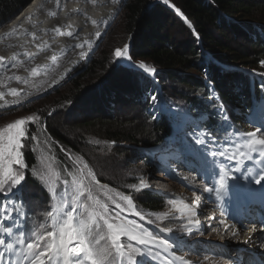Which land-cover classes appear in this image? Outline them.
<instances>
[{"label":"trees","instance_id":"1","mask_svg":"<svg viewBox=\"0 0 264 264\" xmlns=\"http://www.w3.org/2000/svg\"><path fill=\"white\" fill-rule=\"evenodd\" d=\"M31 1L0 0V25L7 24ZM146 1L129 0L126 4L127 22L137 33L130 52L132 57H144L154 62L157 66L156 72L168 79V83L164 81L161 84L163 87L162 93L165 96L164 103L167 108H178L192 114H198L199 112L200 114H206L208 122L219 121L222 115L226 114L227 119L234 125L245 128L243 126L247 124V112L241 106L249 103V90L253 88L257 90V87L264 84V0H176V5L189 18L192 23V30L209 52L210 55L208 56H205L204 53L201 56L200 49L197 46L198 41L191 35L189 29L184 28L182 25L177 26L187 36L185 46L177 41L172 34L164 32L165 21H173L177 24L179 22L173 15L170 16V13L165 11L167 14H164V18L162 16L157 18L152 14L147 16L144 14L146 12ZM155 10L158 14V11L162 9L156 4ZM219 36L224 37L225 41L219 40ZM108 60V58L105 60V64L109 63ZM92 64L88 71L94 69L99 62L95 61ZM118 66L120 69L114 67V72L110 71L105 77L99 74L92 77L93 81L91 82L84 83L83 78L87 72L81 74L78 79L72 80L69 93L58 94L55 97L56 102H53L54 105L62 102V105L66 106L64 101L71 103L73 100L72 111L75 110V113L79 116L86 119L87 114L98 116L95 121H87V119L81 123L75 121V124L95 130L99 136L105 138H102L104 141L113 146V149L108 148L105 150V154L96 153L84 144L86 136L84 131H75V135L72 132L64 135V132L60 130L55 121L40 122L41 133L40 136L36 137V143H27L26 140L20 149L21 172L24 174V179L17 188L21 193V198L23 199L24 196L26 202L36 204L29 198L28 191L34 187L32 181L39 158H37L36 153H38V149L44 147V149L51 150L46 151V158L57 166L60 172L65 169L67 176L76 173L73 177L81 178L75 164L73 165L68 159L67 154L75 161L80 162L81 165L83 164L80 160L83 157H88L95 160L101 168L107 166L111 168L108 177L99 174V172L94 173L97 180L101 182L100 186L102 188H100L103 191L114 188L128 194L137 208L146 215L148 211L154 212L163 209L165 202L161 196L147 189L137 190V187H135L137 182L128 180L129 177L126 172L130 168L127 164V167H125L126 162L124 163L121 158L126 159L130 156V150L129 152L125 151L121 149L120 145L131 144L135 145V148L137 146L149 147L159 142L165 135L168 125L164 119L155 120L152 119L153 115H147V100L144 99V95L145 91L151 86L147 74L134 68L129 69ZM191 67L196 68L201 76L192 75V71L189 69ZM128 75H131L132 81L124 80L125 76ZM156 77L161 79L158 75ZM106 80L110 81V86L115 87L114 92H111V98H106V100L100 102L103 104L101 107H97L95 101L91 105L94 97L97 98L93 94L94 90L98 89L103 84L102 82ZM173 83L181 87L176 88ZM122 90L127 91L125 93L127 94L126 99L119 98L116 95L117 91ZM89 100H91V104ZM119 102L122 109L124 105L134 106L136 113L140 111L141 114H133L127 118L128 116L125 117L124 113H119L113 117L106 116L104 119H100V115H95L97 112L100 114L110 113L115 103L119 104ZM49 105H51L50 102H44L39 105L38 109L46 114ZM73 114L71 113V115ZM68 118L70 119V116ZM216 127L220 128V124H216ZM220 130H222L225 139L232 140V132L224 129ZM72 136L73 138L70 140ZM29 138L30 136L26 139ZM29 144L33 145L34 148ZM81 155H83L82 158ZM139 161L148 165L144 159ZM121 163L124 165H121ZM87 165L94 171L92 164ZM69 167H72L75 171L71 172ZM64 179L66 180V178ZM83 182H85L84 178ZM125 186L128 188L133 187V191ZM90 189L92 190V188ZM136 190L137 192H135ZM7 191L10 190L5 185L4 190H0V198L3 196L2 193ZM43 203L46 206L44 201ZM81 204L83 211L85 210L84 205L89 206L92 204L87 199V193L81 196ZM105 204L109 212L135 218L127 205V209L124 210L117 207L118 204L123 205L120 201H115V203L113 201L110 203L105 202ZM30 208L34 210L41 209L39 206H30ZM99 211H103V209L100 208ZM28 214L34 222L45 220L44 213L40 215L29 210ZM101 236L104 237L103 232L98 233L96 240H99L100 247L104 248L106 242L104 239H100Z\"/></svg>","mask_w":264,"mask_h":264},{"label":"rangeland","instance_id":"2","mask_svg":"<svg viewBox=\"0 0 264 264\" xmlns=\"http://www.w3.org/2000/svg\"><path fill=\"white\" fill-rule=\"evenodd\" d=\"M121 1L122 0H119L118 4L115 6L114 14L111 17L110 23L106 25L101 30V32L98 34V36L95 38L93 42V48L91 51L92 53L82 58L78 64L73 66L66 74H63L58 79H56V75L59 74L60 70L64 66L63 64H65V62L69 59V57L71 56L73 52H68L66 54L67 56L65 55L57 63L56 66H54L52 63L51 65L52 67H49L50 63L47 62V64L43 65L44 68L42 70H44L45 68L47 69H45L43 73L41 72L40 74H36L35 76H33L30 72H28L29 67H24L22 63L21 65L18 64L15 67L14 66L10 67L8 64L5 63L7 67L9 66V72L6 76L12 77L15 74L22 73V71L25 72V77L23 78V80H27L26 82L29 83L28 84V86L30 85L29 91L32 94V95L26 96L27 98H23L18 101H12V102L6 103L2 107H0V129L6 128L9 123H13L17 119L26 120V118L29 116L34 117L32 121L26 120V124L22 126L26 128L27 130L26 137L22 139L21 141L22 147L24 145V142H26V140H27V143H32V144L36 143L35 139L37 136H40V133H41V128L39 127L40 122L46 121L48 123L49 121H55L57 125L60 127V130L64 132V135L65 134L67 135L68 132L69 133L72 132V134L75 135L76 133L75 131L77 132L84 131L86 135L84 138V144L89 149H93L96 153L100 152V153L105 154L104 152L108 148L113 149V146H111L110 143L104 141L103 139L105 138L102 136H99L95 132V130H90L88 128L82 127V125L75 124V121H77L78 123H81L83 122V120H87V119H88L87 121H95L96 117L98 116L96 117L94 115L89 116L90 114H87L86 116L87 119L84 118L83 116H79V114L75 113L76 112L75 110L72 111L73 105H74L73 100L71 101V103H69V101H64L66 102L64 103V105L66 106H63L62 102L57 103L55 105L53 104V102H56L55 97L60 93H69L72 80L78 79V77L81 74H85V72L87 73L85 77L83 78L84 83L88 81L90 82L93 81L91 78L98 76V74L101 75L102 77L107 76L110 71L114 72L115 70L114 67H116V69H120L118 65H120L121 67L123 66L127 67L129 69L134 68L137 71L143 72L149 76L150 81H151V86L147 90V92L148 93L152 91L156 92V94L160 95V98H161L160 100L164 101L165 96H164V93H162L163 87L161 84L164 81L165 83H168V79L165 78V76L163 77L160 74H158V72H156L157 66H155L154 62H152L151 60L149 61L144 57H137V58L132 57L130 49L132 47L134 38L137 37V33H136V30L131 28V26L128 24L127 19H126V14H125L126 9L125 8L129 0H123V2ZM156 4H158L162 9L158 11V14H156V10H155ZM145 7H146V12H144V14H146L147 16H150L152 14L156 16L157 18H161V16L164 18L165 17L164 14L170 13V16L173 15V17H175L179 23L177 24L176 22H173V21L171 22L165 21L164 22L165 25L163 26L164 32L172 34V36H174L177 41L181 42V44L185 46L187 42V36H185L183 32L180 30V28L177 26L180 24L184 28L189 29V31L191 32V35L198 41L197 46L200 49L201 56H202V53H204L205 56L210 55L209 52L204 48L203 44L200 42L199 37H197L195 32L192 30V23L189 20V18H187L186 15L183 13L182 9L176 5V0H167V3H165V0H147L145 2ZM164 11L167 13H165ZM5 26L6 24L0 25V29H3ZM10 36L11 37L9 36L4 37L3 40L8 39L7 41H11L13 38L12 37L13 35H10ZM219 40H222L224 42L225 38L222 36H219ZM117 51H120L123 53V58L121 56H117L116 54ZM107 58L109 59L108 60L109 63L105 64V60ZM133 58L134 60H132ZM95 61H98L99 64H97L96 67H94V69L88 71L89 67L92 66L93 65L92 63ZM140 64H145L148 68L154 69L155 71L154 72L145 71V69H142L140 67ZM53 67L54 69H52ZM189 69L190 71H192L191 72L192 75L201 76V74L197 71L196 68L191 67ZM45 72L47 73L45 74ZM157 75L161 77V79L157 78L156 77ZM6 76H1L0 86L8 82L7 80H4V77ZM124 80L132 81L131 75L125 76ZM102 83L103 84H101V86H99L98 89L94 90L95 92L93 94L97 98L94 97L92 104H91V100H89L90 102L88 101L91 105H93V102L95 101L97 107H101L103 106V104L100 102L106 100V98H111L112 96L111 92H114L113 90L115 89V87H113V85L110 86V81L108 82L107 80ZM173 84L176 86V88L181 87L180 85H177L176 83H173ZM126 92L127 91L125 90H122L120 92L117 91L116 95L119 98L126 99L127 98V94H125ZM154 92L150 93L151 95H149L148 103L149 102L151 103L150 100L151 98H153V96L154 98L156 97ZM7 94H11V92ZM154 100L152 101L151 108L155 102H158L156 104L157 108H162L161 101L160 100L154 101ZM44 102H50L51 104L48 106L46 110L48 112L46 114H43V112L40 111V109H38L39 105ZM112 109L114 111L112 110L110 113L105 112V114H100L99 112H97L98 114L95 113V115H100V119H104L106 116L113 117L115 114H119V113L120 114L124 113L125 117L128 116L127 118L131 117L133 114L135 115L141 114L140 111L136 113V108L134 106L124 105L122 109L120 102L119 104L115 103ZM171 109L173 110L171 111L172 113H169V115L178 114L179 112L177 110L178 108H171ZM92 110H93V107H92ZM71 113H74L73 114L74 117L73 115H71ZM68 116H70V119L68 118ZM263 117H264V105L261 109H257L253 119H261ZM184 123L190 124V121L186 119ZM84 129H87V130H84ZM29 136L30 138L26 139ZM71 138H73V136L70 137V140ZM29 145L34 148L33 145L31 144ZM120 146H121V149L125 151L129 152L130 150L129 152L130 156L126 157V159L121 158V160H123L124 163L126 162L125 167H127L126 164L129 165L128 167L130 169L128 172H126L127 176L129 177L128 180L137 182L135 184V187H137L136 188L137 190L138 189L142 190L144 188V189L156 190L160 193H165L167 190H169V187H168L169 185L167 184V181H165L164 176L158 173L157 169L153 165L147 166L142 161L138 162V160H141L140 158L142 157L141 150L136 149L135 145H131V144H121ZM47 150L49 151L50 149H44L43 147V149H38V153H36L37 158L38 157L39 158L35 166L36 170H34V172L35 173L38 172V176L35 180L36 182L32 183V186L34 185V187L31 188L30 192H34L38 190L39 193L43 194L38 199V201L50 200L52 198L51 189L55 187L56 193L58 192V194L66 197V201H67L66 208L70 209L74 207L72 200H73L74 195L76 194L75 186L73 183L67 184L64 182V180L61 181L63 177L65 178L67 176V173H66L67 171L63 169V171L60 172L59 168H57V166H55L50 160H48V158H46ZM111 153H112V150H111ZM258 155H260V152H258ZM67 157L73 163V165L75 164L77 170L79 171V175H81V170H83V178L85 181L83 182L84 185L88 188H92L91 190L92 195L96 199H98L102 204H104V202L110 203L112 201H120L122 204L125 202L127 203V201L121 199V196H127L130 199L129 195H126L125 193H122L113 188H108L107 190L103 191L101 189L102 187L100 186L99 183H97L96 179L94 180L92 179V176H88V178L86 179V175H88L87 173L89 171H91V173L99 172V174L108 177L110 170H111V168H108V167L110 166H107L106 168H101V166H99L95 160L90 159L88 157L84 158L83 155H81V158L83 157L82 161L84 164L87 163L89 165L92 164L94 166V171H93V169H89V168L84 169V166L81 165L80 163H77V161H75L69 154H67ZM121 165H124V164L121 163ZM251 165H252V161L250 160L247 163V166L249 167ZM69 168L71 169V172L75 171L73 170L72 167H69ZM12 169L18 172L22 171L21 165H17V164H13ZM170 172L175 175L174 171L171 170ZM72 175H76V173ZM142 182L143 184L148 185V187L147 188L143 187ZM41 187H45L46 190L41 191L40 189ZM126 188L133 191V187L132 188L126 187ZM137 190L135 192H137ZM109 197H111V199ZM210 206H211V202H210ZM75 215H76V212H75ZM76 221L77 223L79 222L78 220ZM204 226L205 225H201L202 228H204ZM225 235L220 234L221 237L219 236L217 239L219 242H226L227 245L230 242L229 245L233 249L230 252L236 251V249L239 248V245L241 243H244L243 239L246 238V236L243 234L241 236L238 235L236 236L237 238H233L232 240L230 239L228 241V239L226 238L227 236ZM184 239H186L185 242L183 241H178V242H181L182 244H186L191 241L199 243L198 245L199 252L194 251V253L191 254V258L193 260L196 259L198 261L199 260L206 261V259L207 260L211 259L216 264H219V263L222 264V259L220 257L221 256L224 257L226 254L221 253V251L218 250L217 247L215 248V247L209 246L199 239H194V238H184ZM252 255H254V253ZM252 255L251 253H245L244 256L239 255V259L243 260L244 258L248 256H252ZM230 259L235 260L233 257H230ZM227 260L229 261V259ZM117 262L126 264L127 260L125 259L121 262L119 258H117L116 256H113L109 258L107 264H117Z\"/></svg>","mask_w":264,"mask_h":264},{"label":"snow or ice","instance_id":"3","mask_svg":"<svg viewBox=\"0 0 264 264\" xmlns=\"http://www.w3.org/2000/svg\"><path fill=\"white\" fill-rule=\"evenodd\" d=\"M167 3V0H165ZM93 23H96L93 21ZM72 35L71 32L68 33ZM79 46V45H78ZM117 56L123 58V53L117 51ZM0 59H3L0 57ZM142 69L148 72H154V69L148 68L145 64H140ZM33 72L36 69L32 70ZM19 79V77H16ZM15 92V90H12ZM33 116L26 118L28 121H32ZM25 119H17L13 123H9L6 128L0 129V190H4L5 185L8 189H16L24 179L23 173L14 171L12 169L13 164L21 165V141L27 135L26 128L22 127L26 124ZM227 120V117H225ZM249 139L245 141L243 145L237 148V152L230 155L229 159H234L236 155L246 156L248 152H264V139H258L256 133H249ZM242 149H247L243 151ZM220 155H224L223 152ZM88 165L84 164V169H87ZM88 176L92 175L89 171ZM71 175V174H70ZM223 176L221 177V184H223ZM264 179V177H262ZM259 183V181H257ZM73 184L75 186V195L72 203L74 207L65 210L67 207V201L65 200L64 206L57 208L55 204L51 206V210L47 211V217L51 218V230L41 231L45 228L44 224L37 226V230L31 231L30 236L26 239L18 240V243L25 244V249L21 253L24 260L28 261V264H107L110 257L115 255L122 262L127 260L129 264H143V261L137 259L140 255H146L142 253L141 249L133 247L132 245H125L121 243V237H127L129 240L136 241L140 245L149 246L159 244L164 248H171L172 245L167 240H158L157 237L151 236L148 233L138 232V226L133 223L115 222L116 218L109 220L100 212L96 211V207L103 209V213H107V206L102 204L96 199L91 189L86 187L83 183V170H81V178L77 179L73 177ZM143 184V182H142ZM143 187L147 188L148 185L143 184ZM210 191V189H205ZM87 193L88 201H91V208L88 205H84L87 212V219H80L76 222L75 212L81 205L79 204L80 196ZM56 192L52 190V199L55 200ZM111 199V197H109ZM122 200L127 201L128 205H132L131 199L127 196H121ZM199 197L196 198L198 202ZM115 203V201H113ZM195 203V202H194ZM119 208L120 205L118 204ZM183 209L188 212H192V209L187 205H183ZM6 211V209H5ZM181 211V209H177ZM140 215L139 212L135 213ZM167 215V214H165ZM97 217L104 221V224L108 230V239L110 240V246L104 248H98L99 240L94 241L93 226H97ZM194 221L189 220V223ZM198 223V221H196ZM165 231L171 232V228H165ZM188 231L189 229H185ZM11 233V229H6ZM235 234V233H234ZM100 239H104L103 236ZM30 241V242H26ZM5 241L0 240V244H4ZM75 243L76 246H73ZM7 247L10 249L11 244ZM82 254V255H81ZM155 257H153L154 259Z\"/></svg>","mask_w":264,"mask_h":264},{"label":"bare ground","instance_id":"4","mask_svg":"<svg viewBox=\"0 0 264 264\" xmlns=\"http://www.w3.org/2000/svg\"><path fill=\"white\" fill-rule=\"evenodd\" d=\"M118 2L119 0H32L3 29H0V56L3 58L0 59V78L8 74L9 66L15 67L18 64L21 65V63L24 67H29L28 72L35 76L47 69L42 70L43 65L47 62L50 63L49 67H52V63L56 66L68 52H73L63 64L64 66L59 74L56 75V79L66 74L82 58L92 53L95 38L110 23ZM93 21L96 23H93ZM69 32L72 33L71 36L68 35ZM10 35H13L11 41H7L8 39L3 40L4 37H11ZM5 63L9 66L7 67ZM33 69H36V71L33 72ZM16 77H19V79H16ZM24 77L25 72L23 71L12 77H4V80L8 82L0 86V107L6 103L18 101L32 95L29 91L30 85L28 86L27 80H23ZM12 90H15V92ZM9 92L11 94H7ZM171 150L172 148L169 147L161 152L166 154ZM165 159L172 162L177 171L182 170L177 157L165 156ZM168 185L170 186L171 183ZM256 188L260 189V195L264 196V183H260ZM184 197L187 201L195 204L193 194L184 191ZM197 208L195 211L197 216L205 215L206 211L210 209L205 201H200ZM215 212L213 211V213ZM200 228L203 233L208 232L205 226L204 228L200 226ZM221 234H226L225 236L229 241L237 238L238 235L244 234L247 236L251 233H243V231L226 223V227L222 229ZM210 235L215 237L218 234L213 231L210 232ZM257 235L258 232L254 233L252 239H256ZM73 246H76L75 243ZM240 247L242 246L240 245Z\"/></svg>","mask_w":264,"mask_h":264}]
</instances>
